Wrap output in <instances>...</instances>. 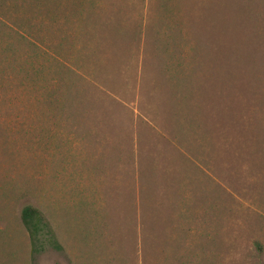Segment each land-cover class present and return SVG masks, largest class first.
Returning a JSON list of instances; mask_svg holds the SVG:
<instances>
[{
    "label": "rangeland",
    "instance_id": "obj_1",
    "mask_svg": "<svg viewBox=\"0 0 264 264\" xmlns=\"http://www.w3.org/2000/svg\"><path fill=\"white\" fill-rule=\"evenodd\" d=\"M0 264H264V0H0Z\"/></svg>",
    "mask_w": 264,
    "mask_h": 264
},
{
    "label": "trees",
    "instance_id": "obj_2",
    "mask_svg": "<svg viewBox=\"0 0 264 264\" xmlns=\"http://www.w3.org/2000/svg\"><path fill=\"white\" fill-rule=\"evenodd\" d=\"M20 221L32 244L44 226L39 214L31 208L25 207L20 212ZM55 248L58 249V247Z\"/></svg>",
    "mask_w": 264,
    "mask_h": 264
}]
</instances>
